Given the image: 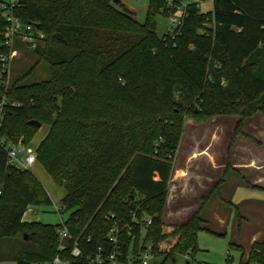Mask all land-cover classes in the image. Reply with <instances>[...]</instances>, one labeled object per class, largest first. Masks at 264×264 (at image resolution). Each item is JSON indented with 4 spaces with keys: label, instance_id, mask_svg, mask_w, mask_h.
<instances>
[{
    "label": "trees",
    "instance_id": "obj_1",
    "mask_svg": "<svg viewBox=\"0 0 264 264\" xmlns=\"http://www.w3.org/2000/svg\"><path fill=\"white\" fill-rule=\"evenodd\" d=\"M15 1L10 13L38 24L45 37L29 48L35 65L9 80L6 95L16 104L7 106L1 135L31 143L40 127L30 121L48 126L37 161L66 190L61 211L69 212L63 222L72 238L60 248L62 223L24 218L29 207L50 206L51 197L31 169L10 165L0 148V263L46 264L59 254L90 264L100 249L103 255L114 249L115 223L123 258L149 246L163 256L160 264L195 254L199 231L215 233L205 217L210 195L164 232L173 160L187 118L264 112V0H212L208 12L184 0L187 14L174 38L156 33L155 13L166 14L165 0H150L144 23L121 0ZM5 10L0 56L12 50L5 44L11 28ZM40 63L48 77L27 82ZM219 197L236 209L240 231L241 207ZM168 239L170 248L161 249ZM75 241L83 250L78 259L71 256ZM229 247L241 251V264H264V237L248 249L235 241Z\"/></svg>",
    "mask_w": 264,
    "mask_h": 264
},
{
    "label": "rangeland",
    "instance_id": "obj_2",
    "mask_svg": "<svg viewBox=\"0 0 264 264\" xmlns=\"http://www.w3.org/2000/svg\"><path fill=\"white\" fill-rule=\"evenodd\" d=\"M121 1L133 12L137 21L145 22L150 0ZM9 2L10 0H0V8ZM198 2L203 12L213 8L212 0ZM114 4L118 6L115 2ZM155 20L157 35L162 37L167 34L171 23L161 8L155 13ZM11 48L18 53L10 64L9 80L25 73L38 59L17 38H14ZM46 68V63H40L28 76L27 82L46 79ZM47 131L48 126L43 125L30 142L37 146ZM173 166L163 212V231L171 232L190 212L201 205L205 196L210 195L205 207V217L215 233L199 231L198 249L195 254L190 253L189 263L241 264L242 253L238 249L230 248V241L238 242L248 249L251 241L264 237V191L247 186L264 188V112H256L250 117L228 112L212 115L202 121L187 118ZM31 170L44 184L52 204L47 207H33L34 212L26 213L25 218L51 225L61 224L69 216L68 211H59L62 208L61 199L66 193L65 188L57 185L37 160ZM220 195L226 200L232 198L241 207L245 220L242 221L240 231L236 209L223 204L219 199ZM171 243L172 239H168L160 243V248L169 249ZM162 261L163 256L155 255L149 259L148 264H160ZM186 262L185 256L175 255L166 264Z\"/></svg>",
    "mask_w": 264,
    "mask_h": 264
},
{
    "label": "built area",
    "instance_id": "obj_3",
    "mask_svg": "<svg viewBox=\"0 0 264 264\" xmlns=\"http://www.w3.org/2000/svg\"><path fill=\"white\" fill-rule=\"evenodd\" d=\"M167 4L166 16L168 17L171 28L168 31V35L174 38L179 30L181 29L186 12V5L189 1H177V0H165ZM198 1V0H194ZM15 0H10L9 3L4 5V9H6L2 14L4 17L11 23V28L8 32V39L5 44L11 48L13 44L14 38L19 39L30 49H35L39 44H41L44 40V33L40 31L34 24L28 23L24 24L20 19L14 17L10 13V9L15 5ZM12 49V48H11ZM17 50L12 49L8 54H2L0 56V90L3 91L2 98L0 100V148L5 150L7 155V162L22 170L31 169L34 162L37 160V146L33 145V143H26L24 140L11 141L6 139L1 135V129L3 126L4 117L6 114V109L8 104L15 105V101H11L6 95L7 87L9 84V70L10 64L12 60L17 56ZM1 193V190H0ZM59 210V209H58ZM61 211V209L59 210ZM33 212V208L29 207L24 213V218L26 213ZM26 219V218H25ZM151 218L147 217L145 219V224H151ZM57 232L59 234L61 240L60 248L65 247V243L72 238L67 226L62 222V225L57 228ZM118 233H119V224L115 223V227L110 234V241L114 243V249L104 254L100 249L97 253L96 260H91L90 264L97 262V264H148L149 259L155 256V253L149 246L146 251H144L138 257L128 256L123 258L121 252L119 251L118 243ZM189 255L190 253H186L185 256L187 262L189 263ZM71 256L75 259L81 258L83 256V250L80 245L75 241L73 247L71 248ZM46 264H73L70 260L63 259L61 255H56L52 261Z\"/></svg>",
    "mask_w": 264,
    "mask_h": 264
},
{
    "label": "water",
    "instance_id": "obj_4",
    "mask_svg": "<svg viewBox=\"0 0 264 264\" xmlns=\"http://www.w3.org/2000/svg\"><path fill=\"white\" fill-rule=\"evenodd\" d=\"M35 26H36L37 28L39 27L38 24H35ZM30 123L33 124V125H36V126H38V127H41V125H42V123L39 122V121H37V120H31ZM25 237H27V234L25 235Z\"/></svg>",
    "mask_w": 264,
    "mask_h": 264
},
{
    "label": "crops",
    "instance_id": "obj_5",
    "mask_svg": "<svg viewBox=\"0 0 264 264\" xmlns=\"http://www.w3.org/2000/svg\"><path fill=\"white\" fill-rule=\"evenodd\" d=\"M176 171H177V174H178V169H176ZM175 177H177V175L175 176ZM196 210V209H195ZM195 210H193L192 212H190V214L186 217V218H184L183 219V221H185ZM33 212H34V209H33ZM32 213V212H31ZM182 221V222H183Z\"/></svg>",
    "mask_w": 264,
    "mask_h": 264
}]
</instances>
